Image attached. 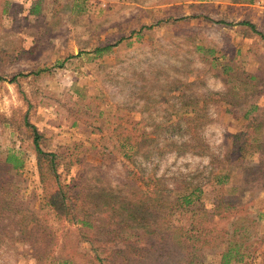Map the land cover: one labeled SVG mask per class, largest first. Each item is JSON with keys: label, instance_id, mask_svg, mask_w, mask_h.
<instances>
[{"label": "rangeland", "instance_id": "rangeland-1", "mask_svg": "<svg viewBox=\"0 0 264 264\" xmlns=\"http://www.w3.org/2000/svg\"><path fill=\"white\" fill-rule=\"evenodd\" d=\"M245 21L264 36V0H0V178L12 177L8 201L23 211L0 220V264L61 251L101 264L102 243L47 207L26 116L44 150L63 156L72 203L84 204L81 191L97 203L93 218L113 214L107 200L200 187L204 264H220L231 243L249 254L239 264H264V37ZM247 139L253 150L238 158ZM13 154L20 170L6 163ZM223 202L236 208L221 212Z\"/></svg>", "mask_w": 264, "mask_h": 264}, {"label": "trees", "instance_id": "trees-1", "mask_svg": "<svg viewBox=\"0 0 264 264\" xmlns=\"http://www.w3.org/2000/svg\"><path fill=\"white\" fill-rule=\"evenodd\" d=\"M241 24L260 34L252 23L245 21ZM16 78L11 82H14ZM5 80V78L0 77V81ZM23 124L24 129L29 133V140L34 146L41 182L46 194L47 207L59 219L67 221L73 226L80 225L77 230L82 234V240L89 243L93 242L92 245H94L97 238V242L102 243L100 247L102 252L96 256L99 263L204 264L201 252L212 244L208 237L211 231L206 228L208 221L204 206L199 207L201 214L199 223L192 221L195 219V215H193L195 207L201 200L203 193L200 187L195 189L187 187L185 188L187 192L184 194L180 196L171 194L167 198L145 191L141 194L132 193L128 195L127 202L116 203L107 200L105 201L106 209L114 212L104 218L106 222L98 220L91 215L93 214L92 210L94 213L98 210L97 203L89 208V201L93 203L94 200L91 195L80 192L78 197L83 198L84 204L82 206L73 204L72 199L68 197L59 172L63 166V156L60 153L44 150L46 139L38 128L29 121L28 116L25 117ZM247 133L237 135L236 138L242 140L243 136L247 137ZM126 140L122 144L134 148V145ZM253 146L249 139L239 143L236 155L238 158H243L249 150H253ZM261 147L262 144L258 143L257 149L259 150ZM6 163L13 164L16 170L23 167L22 159L14 154L7 157ZM49 178L54 180L50 189L47 187ZM0 179V220L7 212H14V216L23 215V211L20 209L13 211L11 209L12 202L8 201L10 193L7 187L12 184V177L8 174H2ZM103 193L109 196L105 191ZM215 207L226 210L221 212L236 208V206L231 207L225 202L219 203ZM221 212L216 213L215 216L223 219L225 215ZM178 216L188 220L189 227L176 224ZM30 222L23 218L20 221L21 230H27ZM93 238H95L94 241ZM108 245H112V247L107 251L106 246ZM239 248L241 247L237 243H231L225 251L220 253V264L244 262L249 254L241 252ZM36 256L38 264H46L49 257L52 258L53 264L75 263L74 258L63 251L59 254L39 252Z\"/></svg>", "mask_w": 264, "mask_h": 264}]
</instances>
